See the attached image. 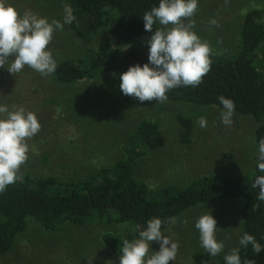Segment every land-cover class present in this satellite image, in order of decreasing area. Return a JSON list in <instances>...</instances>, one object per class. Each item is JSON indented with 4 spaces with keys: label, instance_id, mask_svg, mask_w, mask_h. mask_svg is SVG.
Segmentation results:
<instances>
[{
    "label": "rangeland",
    "instance_id": "374dc122",
    "mask_svg": "<svg viewBox=\"0 0 264 264\" xmlns=\"http://www.w3.org/2000/svg\"><path fill=\"white\" fill-rule=\"evenodd\" d=\"M5 4L21 14L27 9L49 22L56 19L63 24L64 7L69 2L5 0ZM252 8L262 11L264 25V0H198L193 30L217 55L232 57L238 51L239 21ZM213 19L219 27L210 23ZM110 42L123 45L107 28H100L93 41L86 43L64 24L62 31L54 32L48 50L55 60L74 59ZM250 56L264 72V38ZM7 67H0V104L9 109L23 106L35 113L41 124V131L27 141L28 159L19 175H51L59 181H75L124 159L125 148L127 152L139 151L134 176L152 191L169 186L175 192L203 174L253 171L258 156L254 130L264 118L257 120L235 111L233 123L225 126L221 122L223 108L215 104L181 100L140 103L121 92L120 75L124 71L60 82L52 74L41 76L27 66L14 76ZM201 116L207 118L204 128L198 123ZM144 119L159 123L157 146H150L139 132L138 124ZM243 201L242 197H222L198 202L174 216L175 225L161 229L179 244L176 260L169 264H215L229 254L243 235ZM210 213L217 221L216 239L224 243L223 252L216 257L200 246L195 228L198 217ZM104 219L90 217L82 224L65 221L52 229L27 218L26 228L0 255V264H119V248L124 239H133L138 224ZM103 234L115 238L118 250L106 244ZM159 247L157 242L150 243L153 252Z\"/></svg>",
    "mask_w": 264,
    "mask_h": 264
},
{
    "label": "trees",
    "instance_id": "16d2710c",
    "mask_svg": "<svg viewBox=\"0 0 264 264\" xmlns=\"http://www.w3.org/2000/svg\"><path fill=\"white\" fill-rule=\"evenodd\" d=\"M68 2L76 17L68 25L80 40L90 43L100 28H107L123 45L120 47L110 42L95 50H87L82 57L58 58L56 70L52 73L56 81L72 82L100 73L126 72L130 66L139 64L142 67L148 63L146 39L152 33L145 31L142 17L146 11L158 6L159 0ZM261 18L260 9L247 10L238 24L237 53L232 57H222L213 51L211 70L203 77V82L197 87L170 90L168 100L215 104L223 108L218 97L224 96L234 102L236 112L250 114L257 120L264 118V72L250 56V52L264 38ZM157 28L154 24L153 31ZM138 127L149 145L157 146L160 141L159 123L144 119ZM254 132L258 144L264 138V122H260ZM126 150L124 159L102 166L85 178L59 181L51 175H21L22 179L7 186L0 193V255L11 248L16 234L26 228L27 218L52 229L65 221L82 224L90 217L115 222L129 220L138 224L134 239L146 228L149 219L160 218L164 228L168 218L185 208L222 197L243 198V234L253 235L264 249V201L257 200L259 189L251 186L256 176L264 175L257 167L258 156L251 173L203 174L172 192L169 186L149 190L136 179L134 171L139 151ZM103 238L111 249L118 250L114 237L103 234ZM236 248L239 249L242 264L245 259L253 260L254 264H264V250L256 253L251 244L244 248L240 243ZM215 264H226L224 257Z\"/></svg>",
    "mask_w": 264,
    "mask_h": 264
},
{
    "label": "clouds",
    "instance_id": "9594fccd",
    "mask_svg": "<svg viewBox=\"0 0 264 264\" xmlns=\"http://www.w3.org/2000/svg\"><path fill=\"white\" fill-rule=\"evenodd\" d=\"M198 10V0H159V5L146 11L142 17L144 29L152 33L146 39L148 63L130 66L120 75L119 88L125 96L137 99L140 103L155 100L164 103L167 93L177 87H197L211 70L213 49L193 30L192 19ZM76 17L70 5L64 7L63 24L56 19L51 22L30 10L21 14L13 6L0 0V67L9 73L21 72L25 66L48 76L55 72L57 62L48 45L56 30H63L64 24H72ZM161 27L153 31L154 24ZM210 23L219 27L217 20ZM11 62L9 63V61ZM223 106L221 122L231 126L235 104L224 96L218 97ZM199 126H207V118H199ZM41 131V124L35 113L23 106L0 104V193L18 179L21 166L28 159V140ZM258 170L264 173V138L258 143ZM252 188H258V201H264V175L256 176ZM168 224L175 225L176 217L168 218ZM163 221L152 218L138 238L124 239L120 249L119 264H169L175 261L179 250L178 242L161 231ZM186 223V221H185ZM199 232L200 246L211 257L224 250L223 241L216 239L217 221L212 214H203L195 222ZM159 243V251H151L150 243ZM239 243L247 248L251 244L259 253L261 245L255 237L245 232ZM226 264H242L239 249L233 248L224 256ZM243 264H254L245 259Z\"/></svg>",
    "mask_w": 264,
    "mask_h": 264
}]
</instances>
